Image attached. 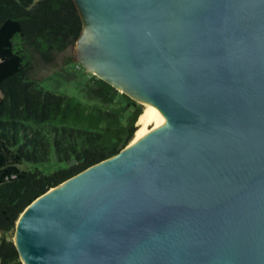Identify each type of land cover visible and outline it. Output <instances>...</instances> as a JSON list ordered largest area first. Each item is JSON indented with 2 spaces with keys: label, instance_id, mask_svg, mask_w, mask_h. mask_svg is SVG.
<instances>
[{
  "label": "water",
  "instance_id": "95a60500",
  "mask_svg": "<svg viewBox=\"0 0 264 264\" xmlns=\"http://www.w3.org/2000/svg\"><path fill=\"white\" fill-rule=\"evenodd\" d=\"M75 62L166 123L19 214L21 264H264V0H73Z\"/></svg>",
  "mask_w": 264,
  "mask_h": 264
},
{
  "label": "trees",
  "instance_id": "16d2710c",
  "mask_svg": "<svg viewBox=\"0 0 264 264\" xmlns=\"http://www.w3.org/2000/svg\"><path fill=\"white\" fill-rule=\"evenodd\" d=\"M81 30L73 0H0V264H21L15 222L37 196L117 154L133 138L141 105L88 74L82 102L38 86ZM72 61L70 58L66 62ZM54 152L66 167L27 170Z\"/></svg>",
  "mask_w": 264,
  "mask_h": 264
},
{
  "label": "rangeland",
  "instance_id": "374dc122",
  "mask_svg": "<svg viewBox=\"0 0 264 264\" xmlns=\"http://www.w3.org/2000/svg\"><path fill=\"white\" fill-rule=\"evenodd\" d=\"M74 45L75 43L58 54L53 65L40 69L35 75V78L38 79V86L45 90L57 94L69 95L84 102L85 95L83 91L89 72L81 64L75 62ZM67 58H70L72 61L66 62ZM138 103L141 105L143 111L144 103ZM136 127L135 123V129ZM69 164L70 162H59L54 152H51L49 160L46 162L36 164L26 163L24 167L27 170L38 169L44 174H49Z\"/></svg>",
  "mask_w": 264,
  "mask_h": 264
},
{
  "label": "bare ground",
  "instance_id": "6f19581e",
  "mask_svg": "<svg viewBox=\"0 0 264 264\" xmlns=\"http://www.w3.org/2000/svg\"><path fill=\"white\" fill-rule=\"evenodd\" d=\"M165 123L166 118L162 112L155 105L145 102L144 109L136 121L137 127L129 144L136 142L149 131L164 125Z\"/></svg>",
  "mask_w": 264,
  "mask_h": 264
}]
</instances>
